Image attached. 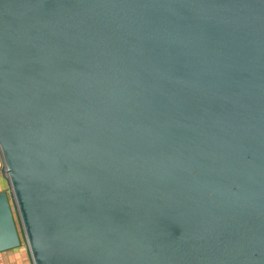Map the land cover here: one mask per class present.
<instances>
[{
	"label": "water",
	"instance_id": "95a60500",
	"mask_svg": "<svg viewBox=\"0 0 264 264\" xmlns=\"http://www.w3.org/2000/svg\"><path fill=\"white\" fill-rule=\"evenodd\" d=\"M0 149V252L264 264V0H0Z\"/></svg>",
	"mask_w": 264,
	"mask_h": 264
},
{
	"label": "crops",
	"instance_id": "0c3cea01",
	"mask_svg": "<svg viewBox=\"0 0 264 264\" xmlns=\"http://www.w3.org/2000/svg\"><path fill=\"white\" fill-rule=\"evenodd\" d=\"M4 166V159L0 149V193L8 192L10 194V181L4 172ZM21 241L20 246L0 252V264H34L32 254L23 234Z\"/></svg>",
	"mask_w": 264,
	"mask_h": 264
},
{
	"label": "rangeland",
	"instance_id": "374dc122",
	"mask_svg": "<svg viewBox=\"0 0 264 264\" xmlns=\"http://www.w3.org/2000/svg\"><path fill=\"white\" fill-rule=\"evenodd\" d=\"M19 228L21 229V231L23 230V229H22V226H21V222H19ZM22 234H23V237H24V239H25V236H24L23 231H22ZM25 242H26V239H25ZM27 245H28V244H27Z\"/></svg>",
	"mask_w": 264,
	"mask_h": 264
}]
</instances>
